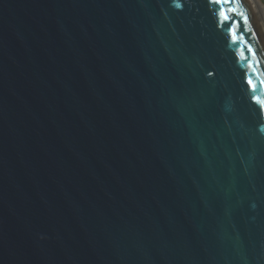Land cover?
<instances>
[{
  "label": "water",
  "instance_id": "water-1",
  "mask_svg": "<svg viewBox=\"0 0 264 264\" xmlns=\"http://www.w3.org/2000/svg\"><path fill=\"white\" fill-rule=\"evenodd\" d=\"M0 264H264L257 0H0Z\"/></svg>",
  "mask_w": 264,
  "mask_h": 264
},
{
  "label": "snow or ice",
  "instance_id": "snow-or-ice-1",
  "mask_svg": "<svg viewBox=\"0 0 264 264\" xmlns=\"http://www.w3.org/2000/svg\"><path fill=\"white\" fill-rule=\"evenodd\" d=\"M210 2H212V3L216 4V5H219L220 3H231L232 0H210ZM180 6H181L180 4H177V7H180ZM244 22H248V19L245 18ZM237 23H240V22H237ZM249 51H251V50H249ZM209 75H211V73H209ZM246 83L250 86V88H254L255 87V85L253 84L251 78H248L246 80Z\"/></svg>",
  "mask_w": 264,
  "mask_h": 264
},
{
  "label": "rangeland",
  "instance_id": "rangeland-1",
  "mask_svg": "<svg viewBox=\"0 0 264 264\" xmlns=\"http://www.w3.org/2000/svg\"><path fill=\"white\" fill-rule=\"evenodd\" d=\"M257 1L262 6V8L264 9V1H262V0H257Z\"/></svg>",
  "mask_w": 264,
  "mask_h": 264
},
{
  "label": "bare ground",
  "instance_id": "bare-ground-1",
  "mask_svg": "<svg viewBox=\"0 0 264 264\" xmlns=\"http://www.w3.org/2000/svg\"><path fill=\"white\" fill-rule=\"evenodd\" d=\"M259 4V3H258ZM259 6H260V8H261V10H262V12H263V15H264V9L262 8V6L259 4Z\"/></svg>",
  "mask_w": 264,
  "mask_h": 264
},
{
  "label": "trees",
  "instance_id": "trees-1",
  "mask_svg": "<svg viewBox=\"0 0 264 264\" xmlns=\"http://www.w3.org/2000/svg\"><path fill=\"white\" fill-rule=\"evenodd\" d=\"M262 1H264V0H262Z\"/></svg>",
  "mask_w": 264,
  "mask_h": 264
}]
</instances>
